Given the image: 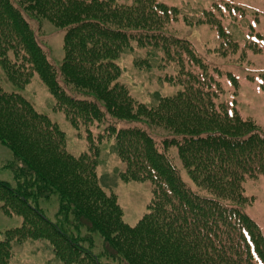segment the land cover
<instances>
[{"label":"trees","instance_id":"1","mask_svg":"<svg viewBox=\"0 0 264 264\" xmlns=\"http://www.w3.org/2000/svg\"><path fill=\"white\" fill-rule=\"evenodd\" d=\"M247 15L223 1L0 0V144L11 152L0 168L13 180H0V209L23 219L4 232L0 264H10L14 244L41 239L61 264H264L263 232L244 210L245 180L264 175V134L221 100L220 67L171 32L179 19L204 23L237 44L246 38L237 24L253 27ZM43 21L63 32L59 63L48 58ZM128 58L175 92L135 99L122 78ZM36 78L80 148L19 92ZM104 138L121 180L151 187L134 225L101 185ZM53 197L51 220L39 204Z\"/></svg>","mask_w":264,"mask_h":264},{"label":"rangeland","instance_id":"2","mask_svg":"<svg viewBox=\"0 0 264 264\" xmlns=\"http://www.w3.org/2000/svg\"><path fill=\"white\" fill-rule=\"evenodd\" d=\"M168 5L180 6L185 1L210 3L223 1L242 6L247 9L245 17L253 27L248 29L247 23H238L237 26L244 35L236 38L237 44L225 39L224 42L215 32H212L206 24H187L181 19L174 21L171 32L180 37L188 38L200 54L205 56L220 67L221 73L218 76L221 81L224 93L221 100L231 102L241 113L243 118H249L259 126L264 134V0H161ZM44 33L48 37L46 44L48 58L53 63H59L62 58V33L55 29L47 21H43ZM255 46V47H254ZM254 47V48H253ZM130 59H126L124 67L126 73L123 79L131 86L133 97L141 102L149 101L147 94L162 93L171 94L176 87L169 86L163 79L158 81L156 72L154 74L136 73L130 65ZM164 75L163 73H160ZM153 75V76H152ZM33 81L26 90H19L24 97L31 102L36 110L47 114L52 120L60 124L67 131L69 146L71 149H78L82 146L81 136L76 134L66 121L64 114L49 109L52 95L40 82ZM128 86V85H127ZM6 88H11L6 84ZM12 89V88H11ZM98 131L101 129H93ZM166 135V134H165ZM162 135V136H165ZM112 140L103 139L106 147L101 152V161L97 168L101 185L105 190H112L116 193L118 204L123 211V220L134 225L147 211V206L152 199L151 187L146 182H128L119 177L120 164L115 155L112 154L109 145ZM11 159V152L0 144V162ZM182 177L186 182L190 181L187 170L182 167ZM0 180L12 183V174L0 168ZM245 195L252 198L249 204L244 207L246 213L251 215L259 224L264 235V175L258 178H248L244 182ZM56 197L50 200H42L39 207L46 217L53 220L57 211ZM21 216H9L0 209V240L5 231L17 228L22 225ZM13 257L10 264H61L55 257L46 240H27L14 244L12 248Z\"/></svg>","mask_w":264,"mask_h":264}]
</instances>
